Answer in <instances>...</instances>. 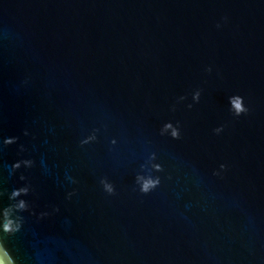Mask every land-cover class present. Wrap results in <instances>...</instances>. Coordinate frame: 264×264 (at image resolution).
I'll return each instance as SVG.
<instances>
[{
  "label": "water",
  "instance_id": "water-1",
  "mask_svg": "<svg viewBox=\"0 0 264 264\" xmlns=\"http://www.w3.org/2000/svg\"><path fill=\"white\" fill-rule=\"evenodd\" d=\"M5 207L14 264H264V0H0Z\"/></svg>",
  "mask_w": 264,
  "mask_h": 264
},
{
  "label": "clouds",
  "instance_id": "clouds-1",
  "mask_svg": "<svg viewBox=\"0 0 264 264\" xmlns=\"http://www.w3.org/2000/svg\"><path fill=\"white\" fill-rule=\"evenodd\" d=\"M231 104L233 106V111L236 115H240L242 112H247V108L243 103V98L240 96H233L230 98ZM165 129L172 128L171 124H165ZM171 134L173 136L177 135L176 129L172 128ZM13 138L6 137L4 139V143H11ZM25 164L29 163V161H24ZM19 162H16L13 167H18ZM158 167V165H157ZM138 180L141 182V190L148 191L152 186H154L157 181L152 178H143L138 177ZM27 191L26 188L14 189L11 193L12 197L17 196L20 192ZM14 207L18 209H22L25 207V202L23 200L18 201ZM20 227L19 220L14 218L11 215V207H5L0 209V231L3 232H14L18 230ZM0 264H14L13 259L10 257L6 249L0 244Z\"/></svg>",
  "mask_w": 264,
  "mask_h": 264
}]
</instances>
